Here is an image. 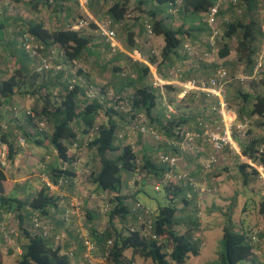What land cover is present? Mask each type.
I'll use <instances>...</instances> for the list:
<instances>
[{"label":"trees","instance_id":"16d2710c","mask_svg":"<svg viewBox=\"0 0 264 264\" xmlns=\"http://www.w3.org/2000/svg\"><path fill=\"white\" fill-rule=\"evenodd\" d=\"M131 1L110 0L107 14L116 22L114 24L120 25L124 19H127ZM146 1L141 0L136 3L139 4L138 8L141 11L143 10L140 7ZM149 1L160 7L165 6V10L176 7V11L189 14V17L193 18V23L197 24L187 28L183 24L179 27L165 24L162 20L155 19L157 12L149 6L150 8L144 11L150 16L149 25L152 34L160 36L164 45L159 52V59L154 53L150 54L147 56L148 63L156 67V73L164 79L163 81L172 79L169 78L168 73H164L165 70L172 71L179 63L185 71L176 78L181 81H195L197 84L207 82L219 68L212 64L205 66L206 69L202 65L201 69L210 72L208 75L212 73L206 81L196 75L192 76L194 73L183 66L187 56H181V48L186 41L185 38L194 45L206 32L211 37L212 30L207 25L206 19L217 0H179L177 5L178 0ZM237 1L236 4L228 3L226 9L223 8V4L219 7L218 17L224 16L226 12L233 17L223 23L224 44L218 48L216 57L218 60L226 59L232 51L229 44L234 40L233 50L236 61L243 65V73L251 76L260 45L264 40L262 25L258 18L259 7L263 1ZM9 2L13 5L23 4L34 12H38L40 6L46 7L56 18V28L53 30L48 29L41 20L19 18L18 31L11 34V38L4 42L9 17L0 16L2 17L0 44H4L3 49L11 57L14 68L11 75L0 79V117L1 108L9 105L16 95L21 94L32 102L31 108L19 105H14L11 110L8 108L7 116L5 115L2 121L5 123V130L2 129L0 122V140L7 147L9 164L13 165L21 151L20 147L24 144L31 143L40 147L43 139H46L48 145L56 152V156L51 162L44 163L40 173L57 184L60 178L72 180L75 177V164L80 154L78 151L83 149L85 153L91 155L89 158L87 156L89 159L87 164L93 161L97 163V168L89 172L88 181L91 186L87 187L91 190L80 201L83 204H90L93 199L100 198L99 201L97 200V207L84 209L83 215L79 206L80 214L72 219V222L81 221L84 228L80 223L81 226L74 225L70 231L69 236L74 240L73 246H75L70 259L66 252L61 251L60 246L54 245V241L57 240L56 233L59 228L57 223L62 224L61 227L64 224L70 226L61 219L66 208H60L59 203L65 200L66 206H69L71 190L67 197L61 198L59 193L55 196L50 195L44 186L37 190L35 187L37 179L33 180L34 185L30 184L31 180L25 181L23 186L17 182L11 184L4 170L0 168V223H4L1 219L10 211L15 218L16 229L24 240L19 244L21 252L16 264H73L84 261L83 243L86 238L81 236L82 233H85L87 240L94 244L93 254L105 258L106 264H133L136 257L149 260L151 264H186L190 257L198 256L200 241L192 237L193 232L198 231L200 226L199 216L196 215L198 212L192 211L195 218L187 213L182 217L178 215L181 214V210L178 209L180 203L183 205V213L185 207L195 206L194 196L188 199L186 188L172 180L163 184L158 190H154V183L160 181L168 171L164 164L158 162L160 155L182 157L183 151L179 143L186 127L192 128L194 124V131L202 133L198 127L199 122L214 124L221 121V117L215 111L218 108V99L191 91L182 100L201 106L200 112H196V115L176 110L168 112L167 107L172 108L173 102L183 88L174 84H165L161 88L153 87L155 79L149 67L137 61L130 63L129 58L125 59L126 64L122 66L127 69L126 74L123 75L122 67L119 66H113L110 70L113 81L109 80L107 85L114 82L112 88L117 89L115 94L110 95L108 86H99L94 82L99 79L98 75H95L96 69L93 68L99 66L97 64L99 61L103 67L111 63L116 64L114 58L110 56L113 54L111 49L107 50L111 43L100 33L109 43L106 45L101 35L94 33V30L99 32L100 29L92 22L88 21L86 28L73 29L77 21L88 20L83 18L79 9V0H9ZM88 3L87 0L86 5ZM237 11H240L239 15ZM4 12L3 7L0 15ZM66 14L71 16V21L64 25L66 19L61 22L60 19ZM12 21L15 23L17 19L13 18ZM125 29L129 30L130 27ZM24 36H27L30 44H33L28 51L24 48ZM124 40L125 50L132 52L133 35L128 32ZM209 50L210 45L207 51ZM211 50V53L214 52V49ZM113 51L116 53L115 50ZM263 55L259 57V61L264 65ZM48 57H51L50 67L45 69L42 67V60ZM199 69L200 67L195 70V74L200 72ZM261 69L262 72L259 73L260 77L255 86L260 88V91L253 90L249 93L236 90L237 96L242 97V103L237 111L235 126L242 125L246 119L257 116L261 119L259 127L264 129V69ZM129 89L131 92H127ZM225 103L229 108V101ZM141 116L146 122L139 123L137 131L145 136L146 131L141 132L139 128L151 125L163 134L161 136L156 129H152L162 139L157 142H164V147L152 148L146 143H141V148L136 152L131 144L123 143L125 128ZM41 124L45 127L41 128ZM8 125L16 130L11 131ZM247 133L245 142H242L244 139H241L240 133L235 130L233 132V139L239 150L237 159L243 156L252 162L264 165V153L260 154L258 151L264 145V136L251 135L250 130ZM119 135L122 136L121 139L118 138ZM10 136L14 137V142ZM150 139L155 141L152 134ZM20 140H23V144ZM248 168L250 172H246ZM237 169L244 185L258 177L257 172L245 163H238ZM138 175H143L146 179L141 180L142 189L138 193L135 191L132 194H125V191L133 189L134 184L139 181ZM148 180L149 182L152 180L154 192L162 193L160 200L156 198V208L145 207L137 200L139 193L150 197L145 190L149 186ZM70 187H72L71 183L59 186V189H70ZM79 190L80 193L85 191L77 189L75 195L79 194ZM136 203L148 210V218L143 217V211L136 208ZM256 203L257 213L264 220V193L259 195ZM104 207H107V210L101 212L100 209ZM36 215L40 221L38 228H35L32 222ZM101 218H105V222L101 220V224L94 223ZM146 221L151 222L150 231L145 228ZM87 223L90 224L88 228H86ZM180 224H184L183 230ZM222 233V250L219 252L217 264H239L251 260L253 241L261 237L258 230L256 233L251 230L250 235L246 231L236 230L232 216L228 214ZM3 234L0 231V239ZM128 251L131 254L129 259L125 255ZM0 264H2L1 259Z\"/></svg>","mask_w":264,"mask_h":264},{"label":"rangeland","instance_id":"374dc122","mask_svg":"<svg viewBox=\"0 0 264 264\" xmlns=\"http://www.w3.org/2000/svg\"><path fill=\"white\" fill-rule=\"evenodd\" d=\"M83 5H86L87 0H81ZM261 5L259 7V13L258 18L261 23V27L264 33V0H262ZM134 2V1H133ZM131 2V5L132 3ZM238 2L237 0H225L224 2V9L227 8L228 3L236 4ZM5 8V12L0 16L9 17V21H7L8 26L5 30V39L4 42H7L9 37L11 38V34L16 33L18 31V26L20 25V21L18 20L21 18L22 20H41L45 23L46 27L50 30H53L56 28V18L54 14L51 12L50 9L46 7L41 8V14H34L32 11L29 10V8H26L22 4H15L9 2V0H0V11L2 8ZM80 9V6H79ZM240 11H237V15H239ZM76 13V11H75ZM224 16L218 17L216 24L214 26L215 31L217 30V35L213 37V39H210V35H207L208 33H204L201 35L200 39L194 43V45L186 44L183 47V51H181V56H187L186 62L183 66L186 67L187 70L194 73L192 76L196 75L199 79L207 80L210 75H208L210 72L204 69L202 65H204V68L207 69L208 65H214L217 66V68L223 69L227 74V84L224 86L225 91V102L228 100L230 106L228 105V109L233 111L235 115L237 116V111L239 110V107L241 106L242 97H238L236 94V90L239 89L242 92H252L260 91V88H256V82L258 81V78L260 77L259 73L262 72V69H264V65L262 61H259V57L264 54V40L263 43L260 45L259 55H257L256 64L260 62L262 63V67L255 71L251 76H247L243 73V65L238 63L236 61V54L233 50L235 47V41L233 40L229 46L231 47L232 51L230 55L224 59V60H218L216 57V52L221 45L224 44V40L222 39V33H223V23L225 21L231 20L232 17L229 16V12H226ZM128 15L131 16L136 15L134 14V7H130L128 10ZM236 17V16H235ZM16 18L17 21L13 23L12 19ZM133 19V17H132ZM0 20H2V17H0ZM89 22H91L88 19ZM102 25V24H101ZM177 25L174 24V27ZM98 28V27H97ZM99 29V28H98ZM212 30V28H211ZM115 32V31H114ZM95 34L101 35L100 30L99 32L94 30ZM100 37L103 38L101 35ZM101 39V40H102ZM99 40V42L101 41ZM15 45V44H13ZM208 45H210V50L214 49V52L211 53V51L208 50ZM33 44H30V47L32 48ZM13 47V46H11ZM213 47V48H211ZM4 44H0V79H4L5 77L12 74L14 68L11 64V57L4 51ZM160 52V51H159ZM159 52L157 53V58L159 59ZM111 56V55H110ZM264 56V55H263ZM102 58V56H101ZM130 63L132 62V58H130ZM134 61V60H133ZM99 66L94 67L93 69H96L95 75H98L99 80H95L94 82L98 84L99 86H108L107 89H109V94L112 93L115 94L116 88H112L114 85L113 83H110L107 85V82L109 80L113 81L111 74V69L113 66H116L115 64L111 63L102 66V63L99 61L97 63ZM83 65V64H82ZM179 63L176 64L175 68L172 71H166L164 73H168L169 78L179 77L180 74H182L183 71H185V68L182 69L179 67ZM254 66V67H255ZM106 67V69H104ZM200 67V72H197L195 74V70ZM106 70V71H105ZM108 70V71H107ZM261 70V71H260ZM121 71H123V75L126 74L127 69L125 67H122ZM100 72V74H99ZM97 77V76H96ZM257 79V80H256ZM94 80V79H93ZM115 81V80H114ZM254 84V86L252 85ZM105 87V88H106ZM127 92H131L129 89ZM119 95V94H118ZM184 98V97H183ZM183 98H177L173 102V106L171 108L172 111L176 110L181 113H193L196 115V112L201 111V106L195 105L190 103L189 101L182 100ZM227 98V99H226ZM14 105L25 107V108H31L32 102L25 98V96L16 95L15 98L9 103V105H5L1 108V117L0 122L4 121V116H7V110L8 108L13 107ZM180 109V110H178ZM169 110V109H168ZM170 112V111H169ZM101 119V118H100ZM261 121L260 118L257 116H254L252 118H248L245 120L243 124V130L242 133H240L241 139H244L242 142H245L248 134V130L251 131V135L257 136L262 135L264 136V129L259 127V122ZM145 123L146 119H144L142 116L138 117L136 120H134V124L132 123L130 126H127L125 128V131L123 132V143L124 144H131L133 147V150L136 152L139 151L141 148V143H146L148 146H151L152 148L158 147H164V142L160 143L157 142L158 140L155 139V141L151 140V134L150 132L152 129H154L151 125H148V127H145L146 133L145 136L140 134L137 130V126L139 123ZM44 123V122H43ZM4 122H2V129L5 130L6 126L4 127ZM239 124V123H238ZM143 126V125H141ZM41 128H44L45 125L41 124ZM140 127V126H139ZM11 131H15L16 129L9 126ZM195 125L192 124V128H185L184 131H194ZM156 129V128H155ZM154 129V130H155ZM157 130V129H156ZM246 130V133H245ZM140 131V128H139ZM159 134V130H157ZM34 131H32L33 133ZM163 136V134H161ZM12 142L13 138L10 136ZM162 140V139H161ZM165 140V139H164ZM180 140V139H179ZM178 140V141H179ZM202 139H196V141L192 142L190 145H196L197 142H202L203 149L200 150V156L196 157L197 164L201 166L202 173L200 177V184L205 187L208 192H205L202 196L199 197L198 200H196L195 206L191 207H185L184 213L182 212L183 205L180 203L178 205V209L181 210V214H178L180 217L184 216L186 213L195 218L192 214L193 210H197L198 213L196 215L199 216V223L200 226L198 227V231L193 232L192 237L198 239L200 241V252L199 255L196 257H190V259L186 262V264H217L218 263V255L219 252L222 250V229L226 223V215L231 214L233 225L235 226L236 230H243L246 231L248 235L252 232L256 233V230H258L261 234V237L259 239H256L253 241V255L251 257V260L242 261L239 264H264V220L260 217V215L257 213V201L259 200V195L264 193V182L257 178H253V180L249 181L247 185H244L242 182L241 175L238 172L237 165L238 163H244L241 158L238 160L236 155L237 153L231 149L227 148L225 151H223L221 154H219L216 157V162L214 165H212L209 169H205L203 167V162L207 158L209 154V150L207 148V145L205 142L201 141ZM1 142V140H0ZM181 142H183V138H181ZM2 143V142H1ZM160 143V144H158ZM3 144V143H2ZM16 144V143H15ZM198 145V144H197ZM42 147H36L33 144L29 143L24 144L23 147H20V153L16 156L15 161L13 165L9 164L8 159L7 160V168L4 169L5 174L8 177L9 183L17 182L21 186L24 184L25 181L31 180V185H34L33 180L37 179V183L35 185L36 189L38 190L40 187H43L42 177H46L45 174L40 173L42 170V165L38 163V161L35 159L38 155L44 157V161L51 162L55 156L56 152L48 145V141L46 139H43L42 141ZM264 147V145H263ZM4 149L8 152L7 147H0V150ZM72 151V150H71ZM73 153V152H72ZM78 153V160L75 164V177L76 182L70 187V189H62L60 193V197L64 198L68 196L69 190H71V202H77L79 206L82 208L81 215L84 214V209H92L94 207H97V200L99 201L100 198L93 199V202L91 201L90 204H83L80 199H82L84 196H87L89 191L88 187L91 186L90 182L88 181L89 172L96 170L97 163H94L93 161L88 162V158L91 155H88L85 153V150H79ZM157 155V154H156ZM188 157H193L194 153L191 150H186L185 153ZM185 155L182 153L183 159L180 161V169L185 171L188 164H186ZM207 155V156H206ZM88 156V158H87ZM88 159V160H87ZM59 162V161H58ZM54 163V161H53ZM86 165L84 166V164ZM201 164V165H200ZM246 164V163H245ZM74 167V168H75ZM189 169V167H188ZM205 174H204V173ZM246 172H250V168L246 170ZM39 177V179L37 178ZM139 181L134 184L133 189H130L125 191V194H132L133 192L140 191L142 189L140 183L141 180H146L143 175L137 176ZM199 182V181H198ZM149 186L145 188L147 194L151 197L146 196L143 193H139L137 200L145 207L150 208H156L157 201L161 199L162 193L161 192H154L152 187V180L149 182ZM88 186V187H87ZM92 188V187H91ZM35 189V190H36ZM77 189H84L82 193L75 195V192H77ZM60 189L58 188V191ZM57 190L54 191V196L59 193ZM74 191V193H73ZM132 191V192H131ZM155 198V199H153ZM60 208H67L65 200H61ZM85 205V206H84ZM212 208V209H210ZM183 209V210H182ZM80 214V212H79ZM77 217V216H76ZM101 220L105 222V218L97 219L94 221L95 224H101ZM72 222V221H71ZM66 223L69 224L59 227L57 229L56 237L57 240L54 241L55 246H60L62 252H68L74 245V240L70 238L69 234L71 229L74 225L83 226V223L78 220H74L72 223ZM72 224V225H71ZM85 225V223H84ZM181 229L183 230L184 224H180ZM68 226V227H67ZM86 228L90 227V224H86ZM258 226V227H257ZM179 227V226H178ZM84 228V226H83ZM257 228V229H256ZM0 231L4 234L1 238L2 243L0 244V259L2 264H16L18 255L20 254L21 250L19 248V244H21L24 240L21 239L19 235L18 229H16L15 224V218L13 215L9 217L7 221H4V223H0ZM83 236H85V233H82ZM20 237V238H19ZM198 241V242H199ZM68 249V250H67ZM126 258H130L131 254L130 251L125 253ZM133 264H151L149 260H143L139 257H136L134 259Z\"/></svg>","mask_w":264,"mask_h":264},{"label":"built area","instance_id":"2783aa9c","mask_svg":"<svg viewBox=\"0 0 264 264\" xmlns=\"http://www.w3.org/2000/svg\"><path fill=\"white\" fill-rule=\"evenodd\" d=\"M225 0H217L216 4L210 9L209 14L207 16L206 22L207 25L211 28L215 26L217 18H218V10L221 4H224ZM179 3V0L176 1V5ZM176 7H170V10H175ZM88 20L81 19L77 21L73 25V29L79 30L88 27ZM99 29L102 33V35L111 43L112 47L116 46V43L114 42L115 39V32L114 30H110L107 27L99 26ZM145 30L148 36L152 35V29L149 24L145 26ZM217 34L214 28H212V35L210 39L212 40L213 37ZM24 48L28 51L31 49L30 47V41L28 40L27 36H24ZM51 57H48L46 59L42 60V67L47 69L50 67ZM41 67V68H42ZM262 67V63H258L257 66H255V71L259 70ZM176 78V77H174ZM227 74L226 72L219 68L212 77L209 78L207 82H201L200 84H197L195 81H189L186 83H179L178 85L183 88L181 92V97L183 98L187 96L191 91H197L199 93H204L207 96L215 97L218 99V108L215 109L219 116L221 117V121L219 123L209 124V123H203L199 122L198 127L200 128L202 133H196L195 131H185L183 135V142L179 143V147L182 151L184 150H191L192 145H190L192 142L196 141V139H202L205 140L209 147L210 152L207 156V158L203 162V167L205 169H209L214 163L216 162V157L221 154L225 148L229 147L233 149L237 154H239V150L234 142L233 139V132L242 133L243 130V124L242 125H236V115L233 111L229 110L226 106V103L224 101V86L227 83ZM171 82L163 81L160 79L155 78V82L153 83V87H159L161 88L165 84H169ZM177 83V82H175ZM169 110L168 112H172L171 108L167 107ZM16 112V109H15ZM27 114L28 111H27ZM235 126V128H234ZM141 132H145V128H140ZM151 134L154 136L156 140H160L161 138L153 131H151ZM119 139L122 138L121 135L118 136ZM21 144H23V140H20ZM178 143H175V145ZM0 147H4V145L0 142ZM192 151V150H191ZM259 153H264V147L261 146L259 148ZM7 151L4 149L0 150V168L3 170L7 168ZM241 160L249 165L251 168H253L257 174L258 178L261 179L264 182V165L252 162L246 157L240 156ZM181 157L178 156H171L168 154H162L158 158V162L161 164H164L168 171L165 173L163 178L160 181H157L154 183V190H158L163 184H167L171 180L174 181L176 184H182L186 188V196L188 199H191L193 196L195 200H198L200 196H202L205 192H208V190L203 187L199 182L196 181L193 177L190 176L189 173L183 171L180 169V161ZM76 177L72 178V180L63 179L60 178L57 182V184L52 183L49 178L42 177L43 186L46 187L47 191L50 193V195L54 194V191H58L59 186L62 185H69L70 183L73 185L76 182ZM59 194L61 193V190L58 191ZM196 195V196H195ZM136 208L141 209L143 211V217L148 218V210L143 209L138 203H136ZM101 212H105L107 210V207L101 208ZM80 209L79 204L75 202L69 203V206L64 211L63 215L61 216V219L65 223H69L72 221V219L79 215ZM141 219V218H139ZM33 226L35 228H38L40 226V221L37 215L33 218ZM143 222V221H142ZM144 223V222H143ZM145 228L147 231L151 230V222L146 221L145 222ZM146 235V233H145ZM81 236H83L81 234ZM86 238L84 240L83 246L84 248V254L83 259L84 261H81L79 263L73 262V264H106L105 258L103 257H96L93 252L95 250L94 244L90 243L89 240H87V235L83 236ZM110 244V242H108ZM75 250V246H73L68 252L65 254L71 259L72 253Z\"/></svg>","mask_w":264,"mask_h":264},{"label":"crops","instance_id":"0c3cea01","mask_svg":"<svg viewBox=\"0 0 264 264\" xmlns=\"http://www.w3.org/2000/svg\"><path fill=\"white\" fill-rule=\"evenodd\" d=\"M134 1V2H133ZM137 1H141V0H132L130 2V7H134V10H137V12H134V14L131 16V20H129V16H127V19H124L120 25L114 24L116 22L113 21V19L108 16L107 14V10L111 4L110 0H88V4L87 5H83L82 1L79 0V6H80V10L81 13L83 15V18L85 19H89L93 24H95L98 28L99 26H105L110 30H114L115 31V39L114 42L116 43V46L112 47L108 46L107 50H110L111 53V57L114 58L115 60V65L122 67L123 65L126 64L125 59L126 58H132L134 61L143 63L145 65H147L154 77L160 80H164L158 73H156V67L151 64L148 63L147 61V56H149L150 54H156L161 50V48L163 47L164 43L163 40L160 36H156L154 34H152L151 36H148L145 30V26L147 24H149L150 22V16H147L145 14L144 10H147V8H150L149 6H151L153 8V10H156L157 12V16H155V19L157 20H162L165 24H170L173 25L176 24L177 27L183 25H186L185 28L190 27L192 24H197L196 22L193 23V18L189 17V14H182L181 11H176L175 10H170V8H168L167 10H165V6L164 7H160L159 5H156V3H153L152 1L147 0L146 2L143 3V5L140 7L142 8L143 11H141V9L138 8V5L136 4ZM87 3V2H86ZM139 3V2H138ZM90 4V5H89ZM23 5V4H22ZM25 6V5H23ZM26 7V6H25ZM27 8V7H26ZM41 6L40 8H38V12H34L32 11L34 14H41ZM178 8V7H177ZM149 10V9H148ZM161 12V13H160ZM69 14H66V16L62 17L60 19V22L64 20V18L66 19L65 24L69 23L70 17ZM132 17L134 19H132ZM203 20V19H202ZM102 24V25H101ZM127 24V26H126ZM119 26V27H118ZM130 27L129 30H126L125 27ZM116 27V28H113ZM125 29V30H124ZM130 33L131 35H133L134 38V50L132 52H128L127 50H125L124 48V36H126L127 33ZM185 42L183 44V47L188 44L189 40H187V38H185ZM188 41V42H187ZM104 42H106V45L109 43L104 39ZM192 45V44H189ZM183 47L181 48V50L183 51ZM186 47V46H185ZM116 51V53H114V51ZM184 53V51H183ZM132 60V61H133ZM180 67V66H179ZM182 69V67H180ZM167 82H171L169 84H174L179 86V83H186L188 81H181V79L179 78H172L170 80H168ZM177 82V83H175ZM182 92V90H181ZM181 92L179 93L178 97H181ZM15 97H13L14 99ZM198 140V139H197ZM200 140V139H199ZM202 141V140H201ZM205 142V141H203ZM198 144V145H197ZM196 145L192 146V152L194 153L193 157H188L185 155L186 150L183 151V154L185 155V159H186V164H188L187 168L185 169V172L189 173L191 175V177H193L194 179H196V181L200 183V179L203 177H200L202 173V168L201 166H199L197 164L196 161V157L200 156V150L203 149L202 147V142H197ZM207 145L208 150L210 151V147L207 143H205ZM41 148H44L42 146H40ZM167 148V147H166ZM207 156V155H206ZM44 157L45 155L43 154V156L38 155L37 158H35L38 163L40 165H44V163L46 161H44ZM183 159V157H181ZM201 165V164H200ZM189 167V169H188ZM204 173V172H203ZM205 174V173H204ZM24 191V190H23ZM212 209V208H210ZM12 213L10 211H8V213L2 217V222L7 221L9 219V217H11ZM55 219V218H53ZM57 225H59L58 227H61L62 224L57 223ZM2 243V240L0 239V244Z\"/></svg>","mask_w":264,"mask_h":264}]
</instances>
